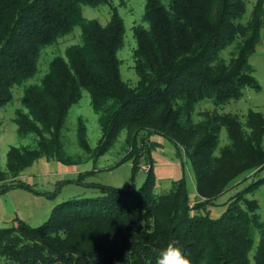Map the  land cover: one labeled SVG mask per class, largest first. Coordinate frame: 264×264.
Returning <instances> with one entry per match:
<instances>
[{
    "label": "trees",
    "instance_id": "16d2710c",
    "mask_svg": "<svg viewBox=\"0 0 264 264\" xmlns=\"http://www.w3.org/2000/svg\"><path fill=\"white\" fill-rule=\"evenodd\" d=\"M110 1L0 0V107L36 75L46 47L76 27L81 37L51 58L38 83L23 88L13 122L19 139L33 136L34 145L9 148L6 167L13 178L0 183V195L14 189L57 195L58 189L39 191L15 179L41 159L77 164L66 155L62 137L69 111L85 91L101 137L92 151L79 121L84 152L100 157L126 132L119 164L131 161L137 168L158 145L150 138L163 137L189 161L195 199H189L184 178L164 194L153 193L150 166L136 190L96 185L100 196L58 204L38 227L12 220L0 228V264H156L170 242L190 264H264V220L249 197L264 179L226 196L240 178L264 170V120L250 111L248 135L230 114L207 111L202 120H192L201 101L221 107L245 88L260 89L249 59L261 40L264 0H256L247 22L245 0H145L147 27H133L134 87L121 78L125 27ZM101 5L109 7L105 25L83 17L84 6ZM222 128L228 143L219 147ZM215 207L222 210L216 217Z\"/></svg>",
    "mask_w": 264,
    "mask_h": 264
},
{
    "label": "rangeland",
    "instance_id": "374dc122",
    "mask_svg": "<svg viewBox=\"0 0 264 264\" xmlns=\"http://www.w3.org/2000/svg\"><path fill=\"white\" fill-rule=\"evenodd\" d=\"M162 1L166 2V0ZM110 2L116 8L125 27L124 46L118 52V58L121 61V78L128 86L134 87L138 82V77L134 71L133 53L136 43L133 27L136 25L147 27L146 23L142 21L145 0H111ZM255 3L256 0H245L244 22L249 20ZM82 14L86 20H96L101 25H105L109 21L107 5L84 6ZM80 41V30L76 27L71 34L61 38L56 45L46 47L41 53L36 75L21 87H15L13 100L0 107V183L4 181L9 183L13 178L6 167V155L9 148L34 145L33 136L19 139L16 125L13 122L15 111L21 108L20 98L23 88L38 83L45 74L51 58L62 55L67 47L79 44ZM231 53L232 48L223 52L225 60L229 59ZM249 64L252 68V76L257 80L260 89L256 91L245 88L239 99L230 101L221 107H215L210 101H201L196 105L192 115L193 122L202 120L203 113L207 111L230 114L238 119L242 131L248 135L250 131L246 117L250 111L259 113L264 120V28L261 32V40L249 59ZM79 121L84 125L86 140L93 151L101 137V128L98 116L92 111L89 94L85 91L82 92L80 100L71 107L62 137L66 155L73 157L77 164L65 166L55 160L41 159L21 172L15 180L27 183L39 191L52 193L58 189L57 195L55 194L56 196L53 198H46L21 189H14L1 195L0 216H3V219H0V228L10 227L14 219L31 227H38L48 219L51 210L56 205L66 201L100 196L101 190L97 187L99 185L124 191L136 190L144 183L150 166L154 179L153 193L164 194L170 190L173 181L184 178L189 199H195L196 191L189 161H185L178 155L177 149L171 142L160 136H152L151 142L158 145L149 149L148 160H142L137 168H133L131 161L119 164L127 151L126 132H122L118 136L110 150L100 157H96L93 153H86L79 147L77 137ZM227 143V134L222 128L219 131V147H223ZM262 145L264 147V137ZM80 174L82 175L80 176ZM254 179H264V170L253 177L248 175L246 178H240L238 185L226 196L229 197L244 190ZM78 180L79 182H76ZM249 197L257 201L258 213L264 220V182L252 194H249ZM222 200L223 198L219 199L217 203L220 204ZM221 211L220 207H215L211 210V215L216 217Z\"/></svg>",
    "mask_w": 264,
    "mask_h": 264
},
{
    "label": "clouds",
    "instance_id": "9594fccd",
    "mask_svg": "<svg viewBox=\"0 0 264 264\" xmlns=\"http://www.w3.org/2000/svg\"><path fill=\"white\" fill-rule=\"evenodd\" d=\"M156 264H190V260L182 254L175 242H170L158 253Z\"/></svg>",
    "mask_w": 264,
    "mask_h": 264
},
{
    "label": "crops",
    "instance_id": "0c3cea01",
    "mask_svg": "<svg viewBox=\"0 0 264 264\" xmlns=\"http://www.w3.org/2000/svg\"><path fill=\"white\" fill-rule=\"evenodd\" d=\"M9 192V191H8ZM7 193V192H6ZM5 194V193H4ZM4 194H2V195H4ZM1 196V195H0ZM0 219H3V216H0ZM3 221H5V220H3Z\"/></svg>",
    "mask_w": 264,
    "mask_h": 264
}]
</instances>
